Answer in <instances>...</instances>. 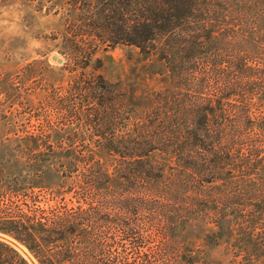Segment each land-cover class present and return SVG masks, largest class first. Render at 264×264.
Masks as SVG:
<instances>
[{"label":"trees","instance_id":"16d2710c","mask_svg":"<svg viewBox=\"0 0 264 264\" xmlns=\"http://www.w3.org/2000/svg\"><path fill=\"white\" fill-rule=\"evenodd\" d=\"M64 1L51 38L73 81L0 164V236L39 264H210L218 236L181 231L213 214L242 227L237 264H264V0ZM118 46L164 66L141 114L101 72ZM0 264L29 263L0 237Z\"/></svg>","mask_w":264,"mask_h":264},{"label":"rangeland","instance_id":"374dc122","mask_svg":"<svg viewBox=\"0 0 264 264\" xmlns=\"http://www.w3.org/2000/svg\"><path fill=\"white\" fill-rule=\"evenodd\" d=\"M67 9L64 0H0V164L4 167L6 161L17 160L19 154L9 152L20 145L23 137L40 135L49 121L55 122L63 114L58 101L66 96L64 91L72 83L73 74L63 70L62 48L51 37L62 30ZM97 57L103 61L101 72L108 81L137 90L135 95L141 97V102L135 100L139 114L150 107V95L163 85L162 64L155 59L145 60L137 49L126 46L100 51ZM259 103L256 100L255 104ZM99 158L113 170V158L107 153H100ZM14 170H8L13 171L11 176L16 174ZM257 176L264 178V164ZM216 218L213 214L198 218L181 231V236L197 249L208 236L217 235L218 245L209 250L210 264H237L241 256L235 257L239 250L233 245L242 237V227L231 223L220 228ZM0 237L29 264H39L27 247L12 238Z\"/></svg>","mask_w":264,"mask_h":264},{"label":"water","instance_id":"95a60500","mask_svg":"<svg viewBox=\"0 0 264 264\" xmlns=\"http://www.w3.org/2000/svg\"><path fill=\"white\" fill-rule=\"evenodd\" d=\"M59 62H63L62 60H59Z\"/></svg>","mask_w":264,"mask_h":264}]
</instances>
